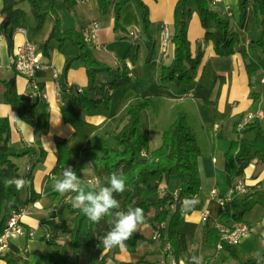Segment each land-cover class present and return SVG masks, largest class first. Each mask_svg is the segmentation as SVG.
I'll return each instance as SVG.
<instances>
[{"label": "crops", "instance_id": "0c3cea01", "mask_svg": "<svg viewBox=\"0 0 264 264\" xmlns=\"http://www.w3.org/2000/svg\"><path fill=\"white\" fill-rule=\"evenodd\" d=\"M16 1V8L23 11L25 21L15 28L11 48L0 36V118L8 119L11 147L33 150L31 155L16 159L15 163L22 176L31 174V183L25 187L21 198L28 199L32 191L38 195V199L26 206L27 214L22 217L24 227L34 231V238L20 237L14 240L11 246L18 252L9 247L4 254L17 264H31L25 253L38 256L60 253L61 247L69 241L74 216L68 207L73 203L70 197L75 194L61 195L54 191L53 184L61 177L65 167H71L81 178V187L88 191L89 181L98 176L91 170L82 151L93 147L101 139L117 147L115 133L124 122L126 108L137 100L147 98L153 103V108L142 112L141 129L148 136L150 151L161 144L163 132L179 114L186 116L201 152L198 160L200 189L195 196L198 203L184 215L176 233L175 249L170 254L164 252L161 241L152 239L156 228L146 224L135 233L144 240L137 243L133 253L118 249L115 254H108L109 250L94 248L82 254L77 264H192L193 256L202 258V262L207 264H264V209L261 207H255L243 217L247 234L237 246L216 251V245L208 242V231L226 225L221 220L224 208L220 200L227 198L233 186L225 154L231 142L237 139L234 125H237L238 132L247 124L257 123L264 131V84L261 83L264 78V47L257 44L261 39V30L256 20V16H264L261 0H252L248 4L243 19L239 0H220L217 3L210 0L212 9L229 22L231 33L239 44L235 54L228 58L215 54L213 36L218 37V31L212 26L209 30L212 35L205 36L195 1L189 0L187 40L192 58L198 52L201 54L200 64L190 84L177 87L171 83L163 88L159 87L161 68L171 64L173 45L170 43L166 54H161L158 48L160 33L163 27L168 30L169 26L172 27L178 0H141L148 9L150 24L147 33L142 27L140 11L137 13L132 5H137L135 2L126 5L120 28L115 29L112 12L100 14L97 0H36L40 8L54 3L60 32L76 29L87 33L90 40L86 44L94 58L113 70L121 67L122 58L128 52L137 49L135 62L125 61L128 76L136 79L135 84L122 93L109 88L111 79L106 74H98L95 83L108 91L110 100L107 105L100 104L92 110H86L79 100H74L78 93L94 98L93 94L85 92L88 80L82 62H72L65 87H60L65 62L75 55L73 44L64 42L60 45L51 40L43 47L52 29L53 17H48L42 29L33 32L36 21L30 5ZM2 21L3 17L0 16V24ZM21 29L25 35L20 32ZM147 35L155 43V54L150 64L145 63ZM25 38L31 39L42 53L44 68L35 76L37 90H33L28 79L17 74L9 64L13 47L21 44ZM12 79L17 93L26 98L28 106L34 104L38 97L46 103L45 129L24 123L6 103L2 82ZM213 108L217 111L216 117ZM254 137V133L240 135V139L246 141H252ZM63 140L67 142L71 160L55 173L56 146ZM247 153L248 147L240 144L235 157ZM239 180L247 187L257 185V189L264 192V164L253 160ZM180 187V180L171 176L167 183L161 184L160 189L162 193L177 195ZM204 211H207V217L202 220L200 215ZM87 232L88 221L85 220L80 236L85 238ZM232 254L238 255L239 261ZM0 264L4 262L0 260Z\"/></svg>", "mask_w": 264, "mask_h": 264}, {"label": "trees", "instance_id": "16d2710c", "mask_svg": "<svg viewBox=\"0 0 264 264\" xmlns=\"http://www.w3.org/2000/svg\"><path fill=\"white\" fill-rule=\"evenodd\" d=\"M99 12L102 15L113 14L114 28H120L121 16L127 4L135 2L141 11L142 27L145 33L148 32L149 19L148 9L141 0H97ZM189 0H178L174 8L173 25L171 32V43L173 45V59L169 66L162 67L159 77V87L163 88L167 84L173 83L179 87L188 85L192 81L193 74L200 64L201 54L198 52L195 58L190 53V43L187 40L186 28L190 11L187 7ZM202 28L206 31L205 36L212 35L209 32L212 26L218 31V37L213 36L214 52L220 58H228L235 54V49L239 46L236 36L231 33L230 24L212 9L210 0H194ZM252 0H239L240 15L243 19L246 15L248 4ZM27 2L36 26L33 32L42 29L46 19L53 17V26L43 47L47 46L51 40L57 41L60 45L70 42L75 48V55L66 60L60 77V87L64 88L67 72L72 62L80 61L86 70L88 84L86 94H93L94 98H88L78 93L74 100H79L86 110H92L100 104L107 105L110 97L108 91L103 86L95 83L98 74H106L111 82L108 84L111 90H120L126 93L135 84L136 79L128 76V69L125 61L135 62L137 49L128 52L123 58L121 67L113 70L109 66L98 62L86 44L84 33L71 29L60 32L59 21L54 11V3L45 8H40L36 0H19ZM264 6V0H261ZM16 0H2L0 16L3 21L0 24V36H3L12 47V36L15 28L20 27L25 21L22 10L16 8ZM258 27L261 30V39L257 44L264 47V16H256ZM147 56L145 63L150 64L155 54V43L147 35L146 43ZM5 88L4 98L7 104L17 114L18 118L26 124L38 125L45 129L47 105L38 97L34 104L28 106L23 95L17 93L14 80L2 82ZM147 108H153L150 99L142 98L134 104L128 106L125 111L124 122L117 133L115 140L117 147L111 146L106 140H99L93 147L83 150L82 154L87 159L91 170L102 182L114 171L122 170L126 177V190L123 193L115 194L121 209L127 210L129 207H140L144 210L145 222L155 228L164 223L165 227L160 230L162 244L167 241L172 249H175L176 233L182 225L184 215L190 208L182 207V202L186 198L197 195L200 189V172L198 160L201 156L197 140L186 122L184 114H179L171 126L163 132L161 144L153 151L149 149V139L141 129V114ZM215 117L217 111L213 108ZM233 130L237 136L236 141H232L229 151L225 154L228 159L229 176L235 184L244 173V170L253 161L264 164V131L257 123L247 124L241 131ZM254 133L252 141L240 139V135ZM10 127L8 119L0 118V235L2 234L6 219L10 212L19 210L22 207L34 203L38 199L30 191V197L26 200L21 198L22 190H17L14 185L7 186L6 179L25 178L30 184L31 174L22 176L19 167L15 163L16 159L31 155L32 149H14L9 145ZM240 144L248 147L245 156L235 157V152ZM57 161L54 169L55 173L62 170L71 160V153L65 140L57 143ZM144 155H141V152ZM42 155V151L40 152ZM171 176H176L181 187L177 195L162 193L160 186L167 183ZM249 194L242 198H237L235 194L231 198L223 200L224 212L221 220L226 224L242 223L243 217L255 207L264 209V192L257 189V185L248 187ZM171 206H174L171 209ZM69 212L74 216L73 225L69 229V241L61 247L60 253H50L46 256L26 254L31 264H77L82 254L89 253L94 248L104 250L102 237L109 230L106 219L99 224H93L79 210L69 205ZM88 221V232L85 238L80 236L83 222ZM165 239V240H164ZM144 238L134 234L127 242V250L133 253L138 242ZM219 241V228L208 231V242L215 245ZM14 252L17 249L9 246ZM225 248H230L224 245ZM119 248L109 250L108 254H115ZM233 257L239 261L236 254ZM0 260L4 264H17L6 254H0ZM242 264V263H241Z\"/></svg>", "mask_w": 264, "mask_h": 264}, {"label": "clouds", "instance_id": "9594fccd", "mask_svg": "<svg viewBox=\"0 0 264 264\" xmlns=\"http://www.w3.org/2000/svg\"><path fill=\"white\" fill-rule=\"evenodd\" d=\"M25 178L6 179L7 186L14 185L17 190H22L28 185ZM82 180L71 167L62 170L61 177L53 184L57 193H74L70 197L73 201V208L83 213L93 224H99L106 219L109 230L102 237V243L106 250L119 248L126 250L127 242L137 233L142 226L146 227L144 210L140 207H129L127 210H120L121 206L115 194L123 193L126 190V177L122 170L112 172L102 182L100 178L89 181V190L82 187ZM198 203L196 197L186 198L182 207L191 208ZM192 264H202V258L193 256ZM183 264V262H182Z\"/></svg>", "mask_w": 264, "mask_h": 264}, {"label": "built area", "instance_id": "2783aa9c", "mask_svg": "<svg viewBox=\"0 0 264 264\" xmlns=\"http://www.w3.org/2000/svg\"><path fill=\"white\" fill-rule=\"evenodd\" d=\"M212 1L217 3L220 0ZM20 32H22L24 35L26 34L23 29H21ZM84 36L86 41L90 40V37L87 33H85ZM170 43L171 32L166 27H163L161 29L159 41V51L161 54H166L168 45ZM9 64L17 74L28 79L33 90H37L35 76L40 70L44 68V64L42 62L41 51L31 39L25 38L21 44L13 47L9 58ZM261 83L264 84V78L261 80ZM249 118H252V116H249ZM141 155H144L143 151L141 152ZM214 193L215 192L212 191L213 195ZM233 194H235L237 198L245 197L249 194L248 187L245 186L241 180H238L235 184H233L227 197L231 198ZM220 203L223 205V200H220ZM173 208L174 206H171V209ZM26 214V207H22L19 210H13L10 212L6 219L5 228L0 235V254H4L5 251L9 249V246L12 244V242L20 237H25L29 240L34 238V231L27 230L22 223V217ZM200 216L202 220H205L207 217V211L202 212ZM163 227H165L164 223L156 227L152 237L153 240H162L160 230ZM246 234L247 227L243 223H231L220 227L219 241L216 244V251H221L225 244L228 246H237ZM163 249L164 252L168 254H170L172 251L171 245L167 241H165L163 244ZM202 264H207V262H202Z\"/></svg>", "mask_w": 264, "mask_h": 264}, {"label": "rangeland", "instance_id": "374dc122", "mask_svg": "<svg viewBox=\"0 0 264 264\" xmlns=\"http://www.w3.org/2000/svg\"><path fill=\"white\" fill-rule=\"evenodd\" d=\"M132 5L135 7V11H136L137 13H139L140 10H139V8L137 7V5H135V4H132ZM140 14H141V11H140ZM168 28H169L170 31H172V27H171V26H169ZM159 41H160V39H159ZM158 48H159V46H158ZM185 117H186V116H185Z\"/></svg>", "mask_w": 264, "mask_h": 264}]
</instances>
